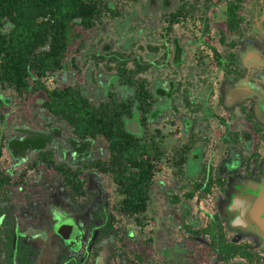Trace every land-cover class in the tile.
Segmentation results:
<instances>
[{"label": "flooded vegetation", "instance_id": "af4514ba", "mask_svg": "<svg viewBox=\"0 0 264 264\" xmlns=\"http://www.w3.org/2000/svg\"><path fill=\"white\" fill-rule=\"evenodd\" d=\"M103 2L118 8L116 0ZM142 3L135 16L148 18L149 26L137 25L133 40L145 35L147 44L144 50L142 41L133 42L132 68L149 86L151 111L145 121L138 114V134L158 145L164 138L158 124L165 120L168 158L178 168L173 176L186 184L185 199L171 197L182 213L177 224L198 237L170 240L158 263L146 253L150 237L116 226L119 215L108 210L98 175L85 171L95 168L78 175L79 195L72 192V174L71 184L64 183L58 127L12 122L0 129V158L8 157L0 160V264H264V0ZM146 4L151 13L143 11ZM105 45V62L123 59V50ZM144 124L153 127L148 136ZM85 147L79 150L89 153ZM87 180L95 187L91 198ZM196 192L214 196L205 223L190 219ZM114 211L142 223L140 212Z\"/></svg>", "mask_w": 264, "mask_h": 264}, {"label": "trees", "instance_id": "16d2710c", "mask_svg": "<svg viewBox=\"0 0 264 264\" xmlns=\"http://www.w3.org/2000/svg\"><path fill=\"white\" fill-rule=\"evenodd\" d=\"M103 4L102 0H0V84L13 88L20 98L44 95L42 107L73 133L66 136L72 148L77 142L89 148L97 136L103 137L109 153L107 162L84 161L72 166V171L61 163L58 172L67 186L72 174V192L78 195L84 190L78 176L83 168L110 173L120 195L117 207L133 216L146 209L155 169L153 160L157 162L163 155L154 140L150 142L126 126L134 112L141 114L142 121L149 118L151 93L146 83L135 78V70L126 65V59L113 65L115 73L106 71L101 81L103 88L121 84L125 90L127 85V98L109 91L107 100L93 103L79 84L47 88L40 81L65 69L69 47L80 34L74 27H93L100 19ZM110 46L105 45V50ZM8 101L0 92V106ZM58 130L63 134L61 128ZM40 154L47 158L42 151Z\"/></svg>", "mask_w": 264, "mask_h": 264}, {"label": "rangeland", "instance_id": "374dc122", "mask_svg": "<svg viewBox=\"0 0 264 264\" xmlns=\"http://www.w3.org/2000/svg\"><path fill=\"white\" fill-rule=\"evenodd\" d=\"M116 1L118 8L115 11L107 8L106 4L101 6L100 19L95 23L94 27L90 29H82L79 26L74 27L75 31H79L80 34L69 47L68 54L65 58V69L57 70L53 75L41 77L40 81L42 84L47 88H61L63 85L79 84V86L84 88V94L93 103L107 100V93L109 91L119 98H127L129 96L130 88L127 85H125V90L124 85L121 84H115L116 86H113L112 88H110V86L103 88L102 81L106 77L102 75H104L106 71L107 73H115V70L113 65L109 64L110 62H113L112 60L105 62L103 58H100L103 51L101 47L109 43L111 44V49H114L115 51H118L119 49L123 50V52L120 53L121 56L119 58L126 59V65L132 68L134 60L132 55L136 52V50L135 52H132L131 49L133 42L138 46V41H142L143 45L141 47L144 50V46L147 44L145 35H142L140 38L136 37L137 39L133 40L135 27L137 25L144 26V29L147 31L149 21L147 23L146 20L148 18H145L143 21V17L139 19L135 16L138 13L137 11H140L142 0H136L135 2L137 11L133 10L132 5H134V0ZM142 9L144 12H147L146 14L151 13V9L147 4L143 5ZM146 49L148 48L146 47ZM137 50L143 54L142 58L146 60L147 57H145V55L147 54L145 53L144 55L145 51L143 52L141 49ZM144 74L146 75L143 77L146 79L151 77L148 70ZM161 75L164 76L165 74L162 73ZM135 77L139 79L142 76L140 77L138 74H135ZM105 83L109 85L108 82ZM148 87L149 86H147V88ZM0 92L3 96L9 98V101L6 104L0 106V129L4 126L10 125L12 122H24L26 123L25 126L27 124L48 128L55 126L61 128L64 134L62 135L63 139L60 138L58 144H55L57 154L62 158L61 163L64 164V166H68L70 161H72L73 164L76 163L78 165V162H80L82 158L84 159V157L87 159L83 160V162L95 159L99 161H108L109 153L107 151V142L101 136H97L91 142L89 147L90 152L88 151L89 153H85V150H79L81 145L78 142L76 144L74 143L73 146L75 147V150L72 151V142L70 140H68V142L66 136H72L73 133H69V128L65 129L66 125L62 120L52 116L47 109L42 107L41 104L44 95L34 96L33 94H30L20 98L13 88L2 84H0ZM159 106L164 108L165 102L162 101L159 103ZM137 115L138 113L134 112L131 120L129 122L126 121V126L135 133H139L140 131V124H138L139 120ZM164 122L165 120H162L158 124L163 129L164 138L160 141L157 139L158 145L163 151V155L156 162V169L153 173V180L149 190V199L145 211L142 212L140 216V218H142V223L140 225L134 223L132 217L123 214L120 215L114 211V208L117 207V201L120 199V195L116 192V186L111 179L110 173L101 172L99 169L93 171L85 170L91 178L94 177V174L98 175L97 179L103 186L108 210L114 215H119L117 216L118 218L115 219L119 224L116 225L118 229H124V231L130 229L133 231V236L139 235L141 238L150 237L153 247L151 250L147 247L146 253L152 255V258L158 263L161 261L159 259H163L159 255V249L165 248L166 243L170 240L187 236L198 237V235H190L189 231L187 232L188 234H186L183 225L181 227L177 224V219L182 213L179 209V202H171V197L173 195H178L179 200L185 199L183 193L186 191V184L180 180H176L173 176L178 168H176V166H171V161L168 158V150L171 147V137H168V134H165L167 133L168 128L166 124L164 125ZM144 127L148 129L146 131V136H148L153 127L151 124H144ZM176 139L179 138L177 137ZM175 141L176 142L173 145H180V140ZM3 158L8 159L6 153H3L0 160ZM191 172L192 171H190V173ZM85 189H90L89 191L87 190V197L91 198L90 195L93 190H95V187H92L88 180ZM213 200L214 196L213 198L209 195L200 197L198 196V192L194 193L189 202L192 209L190 219H198L202 223L210 220L209 215L214 210L212 207ZM171 217L174 219L173 222L170 219ZM147 264L151 263L148 262Z\"/></svg>", "mask_w": 264, "mask_h": 264}]
</instances>
